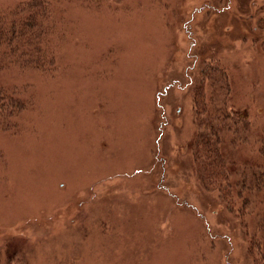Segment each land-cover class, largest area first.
<instances>
[{
    "label": "rangeland",
    "instance_id": "374dc122",
    "mask_svg": "<svg viewBox=\"0 0 264 264\" xmlns=\"http://www.w3.org/2000/svg\"><path fill=\"white\" fill-rule=\"evenodd\" d=\"M203 1L51 0L52 69L0 71L26 101L0 123L4 264H252L236 191L232 214L201 186L190 143L218 71L231 84L219 97L253 128L233 158L258 149L261 22Z\"/></svg>",
    "mask_w": 264,
    "mask_h": 264
},
{
    "label": "trees",
    "instance_id": "16d2710c",
    "mask_svg": "<svg viewBox=\"0 0 264 264\" xmlns=\"http://www.w3.org/2000/svg\"><path fill=\"white\" fill-rule=\"evenodd\" d=\"M50 25L51 0H25L8 11L0 10V71L15 65L49 72L54 65L51 47H48ZM205 71L207 68L201 69V73ZM215 73L217 75L211 71V77L207 76L217 77L211 101H194L191 159L201 186L215 192L232 214L230 196L236 191L241 202L236 213L246 234V255L252 264H264V136L259 135L258 149L250 150L244 160L233 158L235 149L248 147L247 138L253 128L245 113L233 108V104L227 107L225 99L219 97L222 91L228 92L230 83L225 81L224 74ZM7 92H11L10 89L0 84V123L3 126L11 124V119L26 104L21 97ZM4 260H10L6 253ZM4 260L0 254V264H4Z\"/></svg>",
    "mask_w": 264,
    "mask_h": 264
},
{
    "label": "flooded vegetation",
    "instance_id": "af4514ba",
    "mask_svg": "<svg viewBox=\"0 0 264 264\" xmlns=\"http://www.w3.org/2000/svg\"><path fill=\"white\" fill-rule=\"evenodd\" d=\"M232 3L237 6V11H239V13L235 14V16L233 14L230 15L229 19L234 17L237 18L239 22H261L259 23L261 35L260 42H264V0H204L199 5L200 10L223 12L231 9ZM190 49L191 46L189 41V57H191Z\"/></svg>",
    "mask_w": 264,
    "mask_h": 264
},
{
    "label": "bare ground",
    "instance_id": "6f19581e",
    "mask_svg": "<svg viewBox=\"0 0 264 264\" xmlns=\"http://www.w3.org/2000/svg\"><path fill=\"white\" fill-rule=\"evenodd\" d=\"M172 9H173V5L169 7V11L168 12H170Z\"/></svg>",
    "mask_w": 264,
    "mask_h": 264
}]
</instances>
